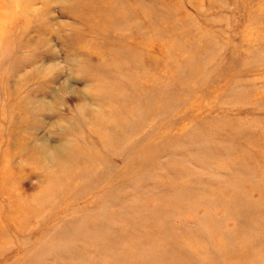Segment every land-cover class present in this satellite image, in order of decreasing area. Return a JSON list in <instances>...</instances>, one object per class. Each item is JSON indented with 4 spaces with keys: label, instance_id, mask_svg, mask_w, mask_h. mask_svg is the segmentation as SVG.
<instances>
[{
    "label": "rangeland",
    "instance_id": "obj_1",
    "mask_svg": "<svg viewBox=\"0 0 264 264\" xmlns=\"http://www.w3.org/2000/svg\"><path fill=\"white\" fill-rule=\"evenodd\" d=\"M0 264H264V0H0Z\"/></svg>",
    "mask_w": 264,
    "mask_h": 264
}]
</instances>
